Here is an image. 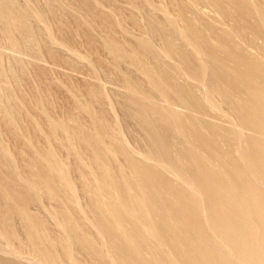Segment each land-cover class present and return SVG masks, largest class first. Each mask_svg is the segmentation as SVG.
I'll use <instances>...</instances> for the list:
<instances>
[{
  "label": "rangeland",
  "instance_id": "374dc122",
  "mask_svg": "<svg viewBox=\"0 0 264 264\" xmlns=\"http://www.w3.org/2000/svg\"><path fill=\"white\" fill-rule=\"evenodd\" d=\"M0 264H264V0H0Z\"/></svg>",
  "mask_w": 264,
  "mask_h": 264
}]
</instances>
